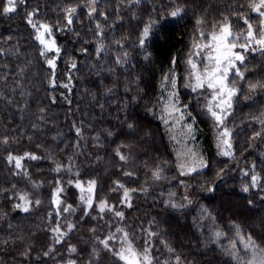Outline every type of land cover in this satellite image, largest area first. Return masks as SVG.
Here are the masks:
<instances>
[{
	"label": "trees",
	"instance_id": "trees-1",
	"mask_svg": "<svg viewBox=\"0 0 264 264\" xmlns=\"http://www.w3.org/2000/svg\"><path fill=\"white\" fill-rule=\"evenodd\" d=\"M250 2L24 0L8 14L0 4V264H124L115 253L125 232L151 264H241L227 248L239 237L264 252V51L236 49L244 76H229L238 91L223 123L209 111L211 89L193 90L189 64L207 42L201 32L228 23L246 33L245 17L259 27ZM30 14L39 32L50 27L52 50ZM172 76L196 121L207 160L200 171H182L160 115ZM9 157H23L21 168ZM92 181L89 208L81 195ZM21 195L27 212L15 207ZM102 202L111 210L100 211Z\"/></svg>",
	"mask_w": 264,
	"mask_h": 264
},
{
	"label": "snow or ice",
	"instance_id": "snow-or-ice-1",
	"mask_svg": "<svg viewBox=\"0 0 264 264\" xmlns=\"http://www.w3.org/2000/svg\"><path fill=\"white\" fill-rule=\"evenodd\" d=\"M24 0H0V4H2V12L4 14L12 13L16 11L17 3H23ZM249 7L252 12L258 14V16L261 18V24L258 28H254L251 23H248V19L245 17L244 22L247 24V31L246 33H234L231 30V26L228 23H224L219 26L218 30H213L211 33H208L207 36H205V33L201 32L200 36L201 38H204L207 40L206 43L203 45H196L195 47L198 49L194 55L199 57L201 54H205L203 59L205 63L197 64L193 62V60L189 59V64L192 69V75L196 81L193 90L195 91L196 88H203L205 85L213 90V100H219V103L216 105L217 108H220L221 111H224L226 108H231L232 105V98L237 95V89L232 86H229V76L231 74H234L237 77L243 78L244 73L240 71V68L237 66V64H243L245 57L240 53L237 52L236 49L240 48L244 51H256L261 50L264 51V0H251ZM69 13L68 16V23H72L71 19V13L75 12V8H70L67 10ZM92 11H95L93 8ZM182 10L180 8H176L174 11L170 13L172 17H176L180 14ZM227 20V18H225ZM33 28H36L38 31L37 39L40 41L41 44L45 45V50L50 51L54 48V41L49 43L44 39V34L51 33V29L48 25H41L44 29L43 32H39V28H37V25L32 22L31 20V14L29 16L28 21ZM152 25L150 24L148 27H145L143 30V33L141 35L140 39V45L143 46L145 43V39L149 36V31ZM240 41H243L241 43ZM55 51L58 53L59 49L56 48ZM44 53L42 52V55ZM49 65H51L53 68L55 67L54 61L49 60ZM74 66V65H73ZM202 68V71L200 70ZM173 85H175V79L172 80ZM67 87V85H65ZM257 85H250L251 89H255ZM223 106V107H222ZM209 111H212L211 105L209 107ZM212 115L220 122H222V118L220 115L217 114L216 111H212ZM79 131V129H77ZM229 133L227 129H225L224 133L222 135L227 136ZM257 136L260 135V133H256ZM227 143V142H225ZM230 147V145H228ZM229 153H225L227 155ZM27 155V154H26ZM35 159L36 157H31ZM122 160L125 159L124 156L120 157ZM15 160V166L16 168H21V160L23 157L14 158L9 157V160ZM59 171V168L57 169ZM154 175L159 178V172L154 173ZM256 177L252 178L253 186L256 184ZM71 183V181H69ZM95 182H89L87 192L90 194L87 197L84 195H81V200L84 201L89 208L92 207V195L93 189H94ZM76 186L78 188H81V192L83 193L85 190L81 186L80 182H77ZM122 187V186H121ZM245 192L248 191V188L245 187L243 189ZM62 191V189L57 188L56 194L57 198L54 200V203L59 206L61 201L58 198V194ZM129 195L128 190L124 191V196L127 198ZM20 199L24 201L23 204H17L15 205L16 208H22L23 211H28V205L30 204V201L27 200L26 196L21 195ZM36 203H39L37 201ZM251 203V202H250ZM100 211H104L106 208L111 210V208L104 202H102L99 205ZM70 206L63 208L64 212L69 211ZM59 214V209H58ZM87 215V212L85 213ZM116 216L122 217L123 213L116 212ZM68 229L71 230L74 225L69 224ZM53 231L59 232L60 228L59 225ZM118 231H122L121 229H118ZM112 237H109L111 239ZM122 239L128 244V247L126 249H122L119 252H116L115 255H117L121 260L125 261V264H151V259L148 256V248H145L143 253L136 252L132 246L131 242L128 240V233H124ZM250 245H251V238L249 237ZM59 242V241H57ZM102 244H104L105 248L109 247L108 240L101 241ZM250 245H245L246 249ZM254 247V245H251ZM70 251H75L74 248H70ZM47 255V253H45ZM69 264H75L74 261H69ZM249 264H256L255 261H249ZM258 264H264V258L260 259Z\"/></svg>",
	"mask_w": 264,
	"mask_h": 264
},
{
	"label": "rangeland",
	"instance_id": "rangeland-1",
	"mask_svg": "<svg viewBox=\"0 0 264 264\" xmlns=\"http://www.w3.org/2000/svg\"><path fill=\"white\" fill-rule=\"evenodd\" d=\"M199 61L196 63H202V56H199ZM202 71V68H201ZM175 79V85H173L172 80ZM176 78L175 76L168 78L164 87V96L162 100L161 107V118L164 124L167 126L171 139L173 143L179 149V157L181 161V169L183 172H196L206 168L207 160L205 154L203 153V149L199 143V139L197 137V127L195 125V118L190 114L188 110V106L184 105L181 102V99L178 97L176 92ZM213 90L211 89L210 95V105L212 111H216L218 115L221 116L222 122H225V118L227 117L226 112L229 111L226 108L224 111H221L220 108H217L216 105L219 103V100H213ZM233 100V98H232ZM223 107V106H222ZM211 111V112H212ZM220 123V121H219ZM220 138L222 146L228 148L230 145L229 134L227 136L222 135L224 133L225 128L220 127ZM227 142V143H225ZM87 184V183H86ZM85 184L86 188L87 185ZM86 190V189H85ZM245 245H250V241L245 238H238L237 242H233L228 244V251L230 257L236 260L237 262H241V264H249V261H255L258 264L259 260L264 258V252L258 249L252 242L251 245L247 249ZM132 248L141 253L137 248H135L131 243ZM128 244L121 238L119 239L118 251L122 249H126ZM125 264V261H123Z\"/></svg>",
	"mask_w": 264,
	"mask_h": 264
}]
</instances>
